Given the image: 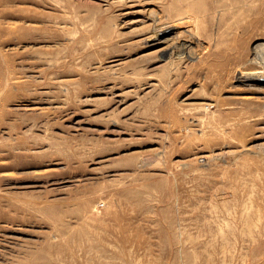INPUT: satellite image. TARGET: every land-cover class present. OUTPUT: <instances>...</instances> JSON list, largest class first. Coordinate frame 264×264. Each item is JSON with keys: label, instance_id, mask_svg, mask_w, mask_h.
<instances>
[{"label": "rangeland", "instance_id": "rangeland-1", "mask_svg": "<svg viewBox=\"0 0 264 264\" xmlns=\"http://www.w3.org/2000/svg\"><path fill=\"white\" fill-rule=\"evenodd\" d=\"M262 45L264 0H0V264H264Z\"/></svg>", "mask_w": 264, "mask_h": 264}, {"label": "bare ground", "instance_id": "bare-ground-1", "mask_svg": "<svg viewBox=\"0 0 264 264\" xmlns=\"http://www.w3.org/2000/svg\"><path fill=\"white\" fill-rule=\"evenodd\" d=\"M176 25V24H175ZM185 25H187L186 23H185ZM185 25H184V27H185ZM167 26V25H166ZM171 26V25H170ZM172 26H173V24H172ZM188 26H189V24H188ZM178 27H179V25H178ZM183 27V26H182ZM179 28H181V27H179ZM187 28V27H186ZM192 28V27H191ZM162 29H163V27H162ZM175 29V28H174ZM185 29V28H184ZM172 30L173 29H171V27L170 28H164L163 30H160V31H158V29L156 30V31H158L157 32V35L155 36L156 37V39H161V38H164V37H166L168 34H170L171 32H172ZM177 32V31H176ZM175 32V33H176ZM178 33V32H177ZM175 35H177V34H175ZM174 35V36H175ZM178 36V35H177ZM169 37V36H168ZM176 37V36H175ZM167 38V37H166ZM155 40V39H154ZM166 40V39H165ZM175 40V39H174ZM156 41V40H155ZM180 42V41H179ZM184 43V42H183ZM196 45H197V43H195ZM179 45V44H178ZM177 45V46H178ZM181 45V44H180ZM186 45H188V44H186ZM189 46H191V45H189ZM198 46V45H197ZM263 46V45H262ZM179 47V46H178ZM178 47H176V45H175V47H173V49L171 50H169V53H164V52H162L163 54H161V56L163 55V56H165L166 54H168V56H169V54L170 55H173L174 53H175V50H177V48ZM180 47H182V46H180ZM187 47V46H186ZM185 47V48H186ZM264 47V46H263ZM176 48V49H175ZM183 48V47H182ZM196 50V49H195ZM193 48H191L190 47V49H188V53H190L191 55H195L197 52V50L195 51ZM263 50V49H262ZM165 51V50H164ZM167 51V50H166ZM178 51V50H177ZM184 51V50H183ZM187 52V51H186ZM264 52V51H263ZM178 53V52H177ZM183 53V52H182ZM188 53H186V54H188ZM181 54V53H180ZM180 54H179V56H180ZM198 54V53H197ZM263 54V53H262ZM176 55V54H175ZM160 56V57H161ZM258 56V55H257ZM166 57V56H165ZM188 57V56H187ZM193 57V56H192ZM263 67H264V63H263ZM264 71V70H263ZM258 75V74H257ZM240 77V76H239ZM262 76L259 74L258 76H254V75H247V79L246 80H252V81H259V82H261V81H263L262 79H263V77H264V72H263V77L261 78Z\"/></svg>", "mask_w": 264, "mask_h": 264}]
</instances>
